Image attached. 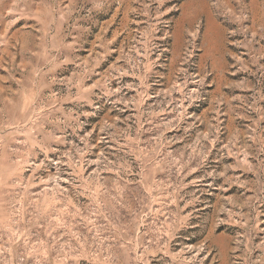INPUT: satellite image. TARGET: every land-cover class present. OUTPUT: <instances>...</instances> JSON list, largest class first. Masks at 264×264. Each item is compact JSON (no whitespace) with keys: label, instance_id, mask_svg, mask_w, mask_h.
<instances>
[{"label":"rangeland","instance_id":"1","mask_svg":"<svg viewBox=\"0 0 264 264\" xmlns=\"http://www.w3.org/2000/svg\"><path fill=\"white\" fill-rule=\"evenodd\" d=\"M0 264H264V0H0Z\"/></svg>","mask_w":264,"mask_h":264}]
</instances>
